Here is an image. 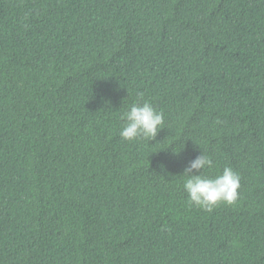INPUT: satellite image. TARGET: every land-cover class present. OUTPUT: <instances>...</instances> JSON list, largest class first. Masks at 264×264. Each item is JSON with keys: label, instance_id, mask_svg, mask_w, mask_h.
Returning <instances> with one entry per match:
<instances>
[{"label": "trees", "instance_id": "1", "mask_svg": "<svg viewBox=\"0 0 264 264\" xmlns=\"http://www.w3.org/2000/svg\"><path fill=\"white\" fill-rule=\"evenodd\" d=\"M201 151L235 204H189ZM0 264H264V0H0Z\"/></svg>", "mask_w": 264, "mask_h": 264}, {"label": "clouds", "instance_id": "2", "mask_svg": "<svg viewBox=\"0 0 264 264\" xmlns=\"http://www.w3.org/2000/svg\"><path fill=\"white\" fill-rule=\"evenodd\" d=\"M142 95V94H141ZM124 121L119 136L123 141L154 140L164 127V115L155 109L151 103H133L127 111L122 113ZM175 154V153H174ZM213 160L201 151L190 160L181 174L184 177L183 191L187 195L190 205L205 211L225 204L233 205L239 198L241 177L230 166L214 176L204 175L206 169H211ZM163 167V166H161Z\"/></svg>", "mask_w": 264, "mask_h": 264}]
</instances>
